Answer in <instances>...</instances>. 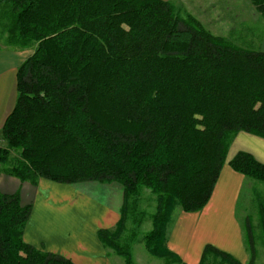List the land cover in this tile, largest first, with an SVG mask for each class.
Returning <instances> with one entry per match:
<instances>
[{
  "label": "trees",
  "instance_id": "16d2710c",
  "mask_svg": "<svg viewBox=\"0 0 264 264\" xmlns=\"http://www.w3.org/2000/svg\"><path fill=\"white\" fill-rule=\"evenodd\" d=\"M250 3L264 17V0ZM0 39L32 48L0 130V174L32 185L119 184L120 217L97 235L125 264L131 254L116 240L145 188L156 196L146 248L180 262L163 244L173 208L207 204L238 132L264 139V51L213 35L167 0H0ZM228 165L264 182L250 153ZM31 210L0 191V264H75L24 241ZM208 250L239 264L210 245L202 259Z\"/></svg>",
  "mask_w": 264,
  "mask_h": 264
},
{
  "label": "crops",
  "instance_id": "0c3cea01",
  "mask_svg": "<svg viewBox=\"0 0 264 264\" xmlns=\"http://www.w3.org/2000/svg\"><path fill=\"white\" fill-rule=\"evenodd\" d=\"M31 52L0 49V130L15 104L17 67ZM239 151L250 153L264 164V139L238 132L202 211H180L176 216L166 245L179 257L178 264H200L207 244L230 254L240 264L252 260L254 241L246 239L249 210H253L254 204L264 206V198L256 191L255 180L228 165ZM0 191L18 193L23 205H32L23 231L26 243L63 255L75 264H121L119 258L108 254L97 235L99 229L113 228L120 217L123 189L119 184L96 181L59 184L39 179L37 185H32L1 173ZM251 220L264 232V210ZM256 244L264 245V237L262 241L256 240ZM259 255L264 260L262 251Z\"/></svg>",
  "mask_w": 264,
  "mask_h": 264
},
{
  "label": "rangeland",
  "instance_id": "374dc122",
  "mask_svg": "<svg viewBox=\"0 0 264 264\" xmlns=\"http://www.w3.org/2000/svg\"><path fill=\"white\" fill-rule=\"evenodd\" d=\"M167 1L172 3L181 14L189 13L193 17L198 19L201 22V24L213 35L223 37L229 43L240 48L264 51V17H262V15L255 10V8L250 3V0H167ZM0 48L10 49V48H5L1 44V39H0ZM31 50L32 48L24 49V51L26 52H30ZM4 144L5 143L1 139V135H0V146ZM16 154H17L16 152H12L10 156L14 158ZM255 181L257 182L256 191L258 192L259 195H262V197L264 198V182L257 180ZM83 182H79V183H83ZM79 183H75V184H79ZM155 207H156V196L150 193L147 189L141 188L139 193L133 196L131 205L127 209L126 217L123 223V228L116 241L121 247L129 250L131 254V264H178L179 263V262H171L170 259L166 257L154 256L150 254L146 248L144 238L152 229V215L155 212ZM239 207L242 208L241 204L239 205ZM252 208H253L252 211L249 210L250 219L248 220L247 223L248 227L246 229L247 230L246 234H250V237L253 238L254 243L253 245H251L252 260H250L247 264H264V260L263 259L260 260L261 255H259V252L261 251L262 253H264L263 251L264 245L263 244L259 246L257 244L255 245L256 240L259 239L261 241L263 240L264 232L261 229L257 228V223L255 220L254 221L251 220L252 216L259 214V212L261 213V211L264 210V206L262 204L260 205L254 204ZM202 209L197 212L202 211ZM180 211H182L181 208L179 206H175L172 210L170 221L166 225V232H165V238L163 244L168 250L169 248L166 245L167 237L176 219V216ZM258 247L262 249L260 250L258 249ZM105 248L108 251V254L114 256V258H119V262L121 264H125L124 258L120 254H118L114 249L108 246H106ZM257 258L259 260H255ZM262 258H264V255L262 256ZM200 264H229V263L224 261L220 256H217V254H215V252H213L212 250H208L204 255L203 259L201 257Z\"/></svg>",
  "mask_w": 264,
  "mask_h": 264
}]
</instances>
